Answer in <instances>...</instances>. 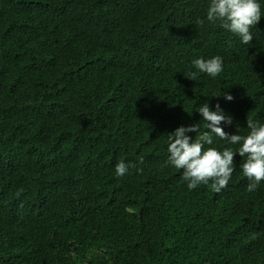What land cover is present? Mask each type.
I'll return each mask as SVG.
<instances>
[{
	"label": "trees",
	"instance_id": "16d2710c",
	"mask_svg": "<svg viewBox=\"0 0 264 264\" xmlns=\"http://www.w3.org/2000/svg\"><path fill=\"white\" fill-rule=\"evenodd\" d=\"M209 4L0 0V264H264V181L248 192L237 154L226 188L189 190L168 163L205 102L229 134L264 123V16L243 44Z\"/></svg>",
	"mask_w": 264,
	"mask_h": 264
},
{
	"label": "clouds",
	"instance_id": "9594fccd",
	"mask_svg": "<svg viewBox=\"0 0 264 264\" xmlns=\"http://www.w3.org/2000/svg\"><path fill=\"white\" fill-rule=\"evenodd\" d=\"M264 13L258 0H210L206 11L208 22H220L221 26L238 35L243 44L253 40L250 29L258 25ZM204 21H198L203 24ZM192 67L186 78L196 81L199 73H206L210 77H217L223 71V60L220 56L210 59H194ZM226 100L232 101L231 94L223 93ZM220 96V95H213ZM205 122L206 131H200V123L185 127L180 126L174 132L167 133L168 163L182 171L181 179L186 182L189 190L196 189L199 185H208L212 191L219 193L226 188L234 171V158L238 154L242 158L240 168L248 179L247 191L253 192L264 181V123L259 120L247 118V135L229 134L220 125H231L233 117L226 115L220 104L215 110L207 102L197 110ZM189 133L196 135L190 136ZM213 136L219 137L228 145L238 147H225L222 151L215 147L205 145L213 144ZM143 163V158L140 159ZM129 165L120 161L115 166L117 177L125 176ZM142 172L143 169H137Z\"/></svg>",
	"mask_w": 264,
	"mask_h": 264
}]
</instances>
